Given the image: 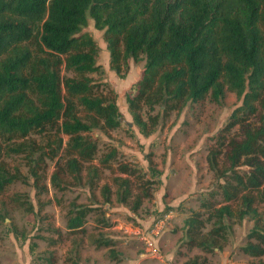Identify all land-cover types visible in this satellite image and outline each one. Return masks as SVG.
<instances>
[{"label":"trees","instance_id":"1","mask_svg":"<svg viewBox=\"0 0 264 264\" xmlns=\"http://www.w3.org/2000/svg\"><path fill=\"white\" fill-rule=\"evenodd\" d=\"M89 16L104 31L117 74L128 69L130 59L145 61L137 92L126 99L143 135L152 134L159 122V115L144 119V106L161 105L168 114L189 102H220L228 92L242 100L207 154L220 199L207 205L206 219L199 213L186 219L187 243L206 253L221 250L228 220L242 223L249 217L254 225L240 249L264 256V0H0V193L23 178L18 168H9L7 155L25 154L36 185L48 160L54 161L50 179L59 189L68 178L96 188L100 169H114L118 148L95 163L99 143L90 134L119 128L123 115L113 91L111 96L99 90L91 75L101 67L98 45L84 30ZM117 163V201L136 212L152 199L150 185L156 181L146 179L143 191L133 194L137 170ZM100 193L111 202L108 183ZM94 208L74 204L67 230L84 233ZM105 220L102 228L111 226ZM212 220L215 225L204 232ZM102 245L109 242L97 243ZM184 264H208V258Z\"/></svg>","mask_w":264,"mask_h":264},{"label":"rangeland","instance_id":"2","mask_svg":"<svg viewBox=\"0 0 264 264\" xmlns=\"http://www.w3.org/2000/svg\"><path fill=\"white\" fill-rule=\"evenodd\" d=\"M84 30L98 45L97 63L101 70L91 75L99 83V90L108 95L113 91L123 115L119 128L108 133L95 129L90 133L99 143L95 163L112 147L118 148V158L113 161L114 169H100L98 187L91 189L68 178L59 189L50 179L54 161L48 160L42 180L36 185L25 154L5 156L12 172L18 168L24 180L10 183L0 193V264H51V260L54 264H184L188 258L196 256H206L208 264H264V256L250 257L240 249L254 225L249 217L242 223L228 220L221 250L206 253L197 247L189 248L187 243L186 219L195 213L206 219L210 212L207 205L216 204L220 199L219 180L208 166L207 154L242 100L228 92L220 102L210 99L189 102L181 111L173 110L168 114L161 105H155L154 109L144 106V119L159 115L154 132L145 136L133 123L126 101L128 94L137 92L145 61L130 59L128 69L117 74L110 66L104 31L95 27L90 16ZM121 109L129 114L125 117ZM32 138L41 145L46 144L41 136L32 134ZM117 161L127 162L137 170L131 182L133 194L143 191L146 179L156 181L150 185L152 199H145L136 212L130 205L117 201L119 185L114 177L121 175L116 170ZM104 183L112 188L110 203L100 193ZM133 201L131 198L130 203ZM74 204L96 206L88 215L84 233H71L66 228L68 212ZM260 212L264 219V205L260 206ZM165 215L167 227L158 240L162 259L142 260L143 244L125 234L120 223L138 222L140 225L149 220V216L152 222ZM103 219L111 225L107 229L102 228ZM214 223L215 220L206 221L203 231L208 232ZM105 241L109 245L97 246Z\"/></svg>","mask_w":264,"mask_h":264},{"label":"built area","instance_id":"3","mask_svg":"<svg viewBox=\"0 0 264 264\" xmlns=\"http://www.w3.org/2000/svg\"><path fill=\"white\" fill-rule=\"evenodd\" d=\"M168 217L165 215L161 218H156L149 223H120V228L125 234L133 236L143 244L144 250L141 252V259H162V254L158 246V240L161 234L167 227Z\"/></svg>","mask_w":264,"mask_h":264},{"label":"crops","instance_id":"4","mask_svg":"<svg viewBox=\"0 0 264 264\" xmlns=\"http://www.w3.org/2000/svg\"><path fill=\"white\" fill-rule=\"evenodd\" d=\"M125 109H128L127 105L125 106ZM121 110H122L123 114L125 115V117L129 114L128 112L124 113L125 111H124L123 109H121ZM128 111H129V110H128ZM136 217H137V216H136ZM151 218H152V217L149 216V220H151ZM149 220H148V219L145 220V221H144V224L149 223ZM107 228H108V227H107ZM107 228H106V229H107Z\"/></svg>","mask_w":264,"mask_h":264}]
</instances>
